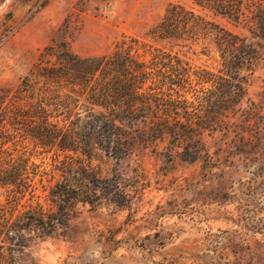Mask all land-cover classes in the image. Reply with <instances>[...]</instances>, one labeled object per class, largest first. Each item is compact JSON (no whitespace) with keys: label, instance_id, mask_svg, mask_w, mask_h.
Returning a JSON list of instances; mask_svg holds the SVG:
<instances>
[{"label":"trees","instance_id":"16d2710c","mask_svg":"<svg viewBox=\"0 0 264 264\" xmlns=\"http://www.w3.org/2000/svg\"><path fill=\"white\" fill-rule=\"evenodd\" d=\"M189 1L248 36L179 4L169 6L146 35L177 46L209 40L217 70L193 69L135 37H122L109 54L81 57L71 49L81 3L16 88H0V189L7 191L0 250L26 247L32 233L43 238L66 231L78 205L127 207L121 171L101 178L91 165L99 153L118 165L138 147L164 141L167 160H202L211 167L205 138L228 132L248 101L247 79L260 58L254 41L264 40V0ZM8 34H0V46ZM243 148L237 152L250 155L257 147ZM49 155V168L34 161Z\"/></svg>","mask_w":264,"mask_h":264},{"label":"rangeland","instance_id":"374dc122","mask_svg":"<svg viewBox=\"0 0 264 264\" xmlns=\"http://www.w3.org/2000/svg\"><path fill=\"white\" fill-rule=\"evenodd\" d=\"M81 3L79 33L71 43L81 57L109 54L122 37H135L193 69L217 70L219 57L209 40L177 46L147 37L176 4L248 36L189 0H0V34L9 32L0 46V88H16ZM254 42L260 58L247 79L248 101L228 132L205 138L211 167L202 160H167L164 141L138 147L118 165L101 153L92 156L101 178L121 171L127 207L78 205L66 231L43 238L32 233L26 247L0 250V264H264V40ZM243 143L256 151L237 152ZM34 161L49 168L51 156ZM6 194L0 189V205Z\"/></svg>","mask_w":264,"mask_h":264}]
</instances>
